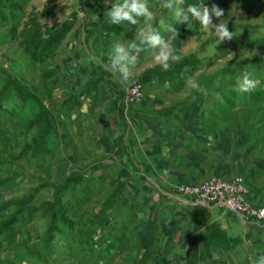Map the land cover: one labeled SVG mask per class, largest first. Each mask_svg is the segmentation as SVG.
Returning <instances> with one entry per match:
<instances>
[{"label": "rangeland", "instance_id": "374dc122", "mask_svg": "<svg viewBox=\"0 0 264 264\" xmlns=\"http://www.w3.org/2000/svg\"><path fill=\"white\" fill-rule=\"evenodd\" d=\"M30 1L31 5L22 12L18 29L4 26L0 21L1 104L6 98H27L29 85L32 90L34 88V94H42L46 82L42 74L55 63L62 62L68 54L71 38L62 45L60 57L38 63L28 52L26 41L30 31L49 40L53 35L48 32L54 33L65 21L73 22L80 11L79 15L83 17L85 13L81 8L84 5L85 9L87 2H100ZM146 1L161 4L152 13L153 17L162 15L164 21L173 26L178 21L176 34L162 54L168 55L167 64L173 67L177 63H186L177 69L178 73L184 71V74L176 79L187 78L189 81L192 78L200 85L199 90H194L186 83L183 90L173 96L159 92L158 96L163 100L159 107L176 106L169 111L187 118L191 133L218 147L217 152L207 156L204 169L196 173L190 171L181 178L177 174L164 173L161 176L168 183L166 186L163 181L159 183L173 193L190 186H201L214 177L227 181L240 177L245 182L248 199L261 206L264 204V0ZM123 2L125 0H101V10L91 18L99 20L104 16L99 13L109 12ZM214 5L223 10L222 16L215 15ZM193 7L201 14L207 9L211 25L203 27L190 11ZM49 10L55 15L38 16ZM151 17L146 20V25ZM221 23L227 24L233 33L231 40H219L216 35L214 26ZM170 24L165 26L162 35ZM80 33H85L83 26ZM121 47L128 52V45ZM109 67L106 69L114 70ZM245 72L257 82L256 87L247 92L239 88ZM144 78H139L137 72L130 73L125 92L128 106L142 105L146 95ZM138 85L142 87L139 99L134 94ZM17 86L25 93L14 92ZM31 104L30 113L26 110L21 113L18 107L15 109L18 121L0 118V264H147L150 254L154 253L151 247L164 248L168 253L170 247V258L176 264H184L188 256L195 261L197 252L193 247L196 248L197 239L200 241L198 228L166 224L170 223L175 207L179 206L165 207L166 199L156 186L148 183L141 174H131L127 168L114 171L106 183L105 180L95 183L91 177L85 183L82 176L93 170L86 169L87 161L81 159L74 146H66L71 151L67 154L56 152L50 144L43 150V139L40 138L44 132L43 124L28 136L26 127L38 110ZM181 107H185L184 110ZM6 108L9 110L10 106ZM1 110L2 106L0 115ZM89 153L92 157V151ZM108 155L98 152L95 158L101 161L109 158ZM130 179L135 189L132 197L147 202L142 208L135 209L138 203L134 204L131 198L122 201V197H117L132 193L126 186ZM146 209L158 211L159 218H156L157 214L144 213ZM158 222L166 224L167 229L161 230L160 236L154 234L155 224L159 230ZM232 225L238 227V224ZM236 235L244 238L243 244L236 251L230 248L224 252L223 258L218 251H213L217 241L209 239L212 263L264 264V233L253 227L244 237V232L238 228ZM165 255L161 253V260L157 256V262L170 263L163 257Z\"/></svg>", "mask_w": 264, "mask_h": 264}, {"label": "crops", "instance_id": "0c3cea01", "mask_svg": "<svg viewBox=\"0 0 264 264\" xmlns=\"http://www.w3.org/2000/svg\"><path fill=\"white\" fill-rule=\"evenodd\" d=\"M128 3L130 5L132 0ZM136 3L143 5L147 12L141 15L131 13V19H121L118 23H113V18L109 15L114 9L99 13L104 14L99 20L91 18L101 10V0L93 6V10H83L85 13L83 17L79 15L81 11L78 12L74 28L65 36L51 59L60 57L62 45L67 38H71L69 42L72 43L67 56L62 62L55 63L42 74V78L46 79L43 83L44 92L41 94L36 91L37 94H34V88L32 90V85H29L26 93L30 95L27 98L2 99L0 118L2 121H7L6 117L18 121L15 109L18 107L21 113L25 110L30 113L32 102L38 110L26 127L28 136L36 131L37 126L43 124L44 132L40 137L43 139V150L50 144L56 152L67 154L71 151L66 146H74L76 152L81 155V159L87 161V168H85L93 170L89 175L82 176L85 183L89 177L95 183L103 180L106 183L113 172L118 169L127 168L131 174H141L146 181L149 180L148 183L156 186L158 192L168 203L172 204L168 205L165 201V207L179 206L175 207L176 211L173 214L175 216L171 215L170 223L166 224L198 228L200 241L197 239V246L193 247L197 252L194 257L195 261L188 256L184 264H213V251H218L222 257L221 255L230 248L236 251L237 247L243 244L244 238L241 239L236 235L238 228L240 232H244L245 237L246 232L253 227L264 233V225L259 226L253 220L244 223L228 212L223 213L225 210L219 207H194L184 201V197L180 196L176 190L173 193L168 192L170 189H165L159 183L163 181L165 186L168 183L161 176L165 170L167 174H177L181 178L190 171L196 173L204 169L207 156L217 152L218 147L204 137L191 133L187 123L188 119L180 118L176 113L169 111L176 106L159 107L163 103L158 96L159 92L168 96L179 94L188 81L187 78L179 81L176 78L158 77L155 73V71H164L162 67L164 62H159L157 57H161L165 47H169L176 34L178 21L173 26L170 22L164 21L162 15L157 17L155 14L153 17L152 13L161 5L160 3L148 4L146 0H136ZM124 4L123 2L120 6ZM30 5L31 1L26 0L23 10H27ZM149 17H151L148 20L150 23L146 25ZM24 21L25 19H23V25ZM3 24L10 28L12 26L11 21L3 22ZM167 24L170 26L162 35ZM82 26L85 30L84 35L80 33ZM152 36L160 40V44L155 47L150 42ZM6 40L10 41L8 37ZM121 45L129 46L127 53L130 73L137 72L139 78L145 77L142 82L146 95L142 105L137 107H130L126 102L125 92L128 89L129 78L123 80L118 69H106V66L112 67L111 62L116 55L115 48ZM171 66L173 65L168 64L169 68ZM19 91L24 92L25 90L18 86L14 88V92ZM7 105L10 106L9 110L6 108ZM183 108L180 109L184 110ZM91 151L92 157L88 155ZM98 152H103V155L110 154L109 158L96 160L95 156ZM100 162H102L101 165ZM126 186L131 189L132 193L127 197L124 194L118 195V198L122 197V201L131 198L134 204L138 203L135 209L147 204L142 198L132 197L135 189L131 179ZM129 206L132 208L131 205ZM160 210L163 211L162 208ZM145 211L146 214L151 212L147 209L144 213ZM140 212L141 209L138 214ZM157 212L152 211L151 213L157 214L156 218H159ZM158 224L159 230H156L155 224L154 234L160 236L161 230L166 231L167 229L163 222H158ZM232 224H238V227ZM125 226L126 224L123 225L124 230ZM209 239L211 242L217 241L213 251ZM151 249L154 253L150 254L151 259L147 264H162L157 262L161 260V253L166 254L163 257L170 260V263L167 261L165 264H176L170 258V247L169 253L161 247L158 249L151 247ZM157 256L159 260L156 259Z\"/></svg>", "mask_w": 264, "mask_h": 264}, {"label": "built area", "instance_id": "2783aa9c", "mask_svg": "<svg viewBox=\"0 0 264 264\" xmlns=\"http://www.w3.org/2000/svg\"><path fill=\"white\" fill-rule=\"evenodd\" d=\"M134 89L139 99L142 87L138 85ZM177 193L193 206L219 207L244 223L253 220L264 225V205H255L248 199L245 182L240 177L233 181L214 177L201 186H190Z\"/></svg>", "mask_w": 264, "mask_h": 264}, {"label": "trees", "instance_id": "16d2710c", "mask_svg": "<svg viewBox=\"0 0 264 264\" xmlns=\"http://www.w3.org/2000/svg\"><path fill=\"white\" fill-rule=\"evenodd\" d=\"M186 1V0H185ZM240 1V0H235ZM98 2V1H96ZM26 5V0H0V20L3 22H12L11 28L18 29V25L20 22V18L23 12V8ZM95 3H88L85 6H82L81 10H89L93 7ZM89 6V7H87ZM191 9V8H190ZM55 15L52 11H43V13L39 14V17H47L49 15ZM75 20L73 22L65 21L62 23L61 27L58 30H55L54 33L48 32L49 35H53L49 37V40L42 37L41 34L36 35L34 31H30L27 39V48L28 52L31 54L32 58L36 59L38 63L44 62L48 59H51L53 55L56 53V50L59 48L60 44L64 40L65 36L74 28ZM35 27H33V30ZM24 42V41H23ZM24 47V46H23ZM177 65V66H176ZM174 67L163 69L164 71H155L156 76L158 77H170L176 78L181 77L184 74V71L178 73L177 69L180 66H185L186 63H177Z\"/></svg>", "mask_w": 264, "mask_h": 264}, {"label": "clouds", "instance_id": "9594fccd", "mask_svg": "<svg viewBox=\"0 0 264 264\" xmlns=\"http://www.w3.org/2000/svg\"><path fill=\"white\" fill-rule=\"evenodd\" d=\"M192 14L200 21L201 25L207 28L211 25V20L209 17L208 10L205 9L203 14L193 7L190 9ZM213 11L217 17L223 15V10L217 8L216 5L213 6ZM147 10L143 5H138L136 0H132V3L129 5L128 0H125L124 6H117L114 10L109 14L113 18V23H118L121 19H131V13H136L137 15L145 14ZM135 21H133L134 23ZM216 28V35L219 37V40H231L233 38V33L228 30L227 24L221 23L218 26H214ZM151 44L155 47L160 44V40L156 36H152L150 38ZM115 57L112 59L111 66L114 69H118L119 74L123 80H127L130 77V70L128 67L129 56L126 50L123 47L117 46L115 48ZM157 59H162L164 61L162 67L166 70L168 67L167 61L169 59L168 55L164 54L161 57H157ZM251 77V74L248 72L243 73V79L239 81V88L241 91L247 92L256 87V81ZM189 86L194 90H199L200 85L189 79L187 82ZM167 170H165L166 174Z\"/></svg>", "mask_w": 264, "mask_h": 264}]
</instances>
